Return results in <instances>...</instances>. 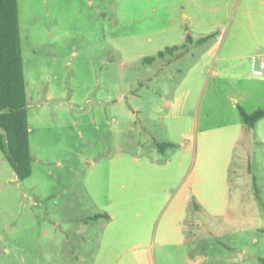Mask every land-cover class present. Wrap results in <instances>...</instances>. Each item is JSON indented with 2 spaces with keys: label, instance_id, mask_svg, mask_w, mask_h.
I'll return each instance as SVG.
<instances>
[{
  "label": "rangeland",
  "instance_id": "374dc122",
  "mask_svg": "<svg viewBox=\"0 0 264 264\" xmlns=\"http://www.w3.org/2000/svg\"><path fill=\"white\" fill-rule=\"evenodd\" d=\"M185 4L18 0L32 176L0 151V264H264V120L222 115L206 46L157 58L210 35L172 30Z\"/></svg>",
  "mask_w": 264,
  "mask_h": 264
},
{
  "label": "crops",
  "instance_id": "0c3cea01",
  "mask_svg": "<svg viewBox=\"0 0 264 264\" xmlns=\"http://www.w3.org/2000/svg\"><path fill=\"white\" fill-rule=\"evenodd\" d=\"M184 1L186 4L180 22L172 30H181L183 21H189L190 26L199 28L201 25L199 18L203 13L210 14V35L214 32L211 30H216L222 25L230 26L220 37L216 39L214 37L202 44H197V41L210 36L209 34L195 38L190 32L186 31V43L181 45L188 44V38H191L189 46H206L203 51L210 62H213L214 67L220 63L225 65L226 68L223 71L214 72V76L224 74L227 78L223 81L232 86V92L218 91L221 94L219 96H221L222 101H226L229 107V110H222V115L228 111L232 115L235 109H238L256 94L264 96V74L262 78L254 80L249 77L248 79L246 73L252 57L264 54V0L260 2L256 0ZM203 2H210V8L204 7ZM242 83L247 86L245 89L233 87L235 84L240 85ZM257 108H264V105ZM31 131L30 126V133ZM6 253L9 254L10 251L8 250ZM4 254V249L0 248V255Z\"/></svg>",
  "mask_w": 264,
  "mask_h": 264
},
{
  "label": "trees",
  "instance_id": "16d2710c",
  "mask_svg": "<svg viewBox=\"0 0 264 264\" xmlns=\"http://www.w3.org/2000/svg\"><path fill=\"white\" fill-rule=\"evenodd\" d=\"M210 35L197 41L202 44L213 39ZM188 44L181 47L168 48L160 52L158 59L166 55L189 48ZM157 58H147L144 63H152ZM243 123L248 129L256 128L264 119V108L247 113L239 107ZM159 150L175 148L173 143H156ZM0 151L14 170L19 181L32 176V154L30 148V125L28 115L27 91L24 74V60L21 41L20 17L18 0H0ZM108 215H97L94 220Z\"/></svg>",
  "mask_w": 264,
  "mask_h": 264
},
{
  "label": "built area",
  "instance_id": "2783aa9c",
  "mask_svg": "<svg viewBox=\"0 0 264 264\" xmlns=\"http://www.w3.org/2000/svg\"><path fill=\"white\" fill-rule=\"evenodd\" d=\"M250 70L256 76H261L264 73V54H258L252 57Z\"/></svg>",
  "mask_w": 264,
  "mask_h": 264
}]
</instances>
